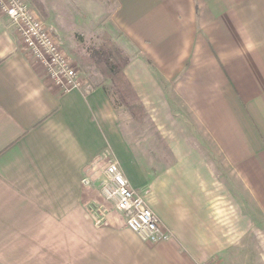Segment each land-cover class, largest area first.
<instances>
[{"label": "crops", "instance_id": "crops-1", "mask_svg": "<svg viewBox=\"0 0 264 264\" xmlns=\"http://www.w3.org/2000/svg\"><path fill=\"white\" fill-rule=\"evenodd\" d=\"M35 1L58 40L112 37L144 112L57 88L0 14V264H264V0ZM110 158L170 238L103 198Z\"/></svg>", "mask_w": 264, "mask_h": 264}, {"label": "built area", "instance_id": "built-area-1", "mask_svg": "<svg viewBox=\"0 0 264 264\" xmlns=\"http://www.w3.org/2000/svg\"><path fill=\"white\" fill-rule=\"evenodd\" d=\"M0 14L14 26L26 51L43 67L57 88L65 92L85 85L73 59L27 0H0ZM103 172L105 180L100 193L124 214L129 229L142 241L158 242L170 238V233L160 227L157 215L130 185L116 160L110 158Z\"/></svg>", "mask_w": 264, "mask_h": 264}, {"label": "rangeland", "instance_id": "rangeland-1", "mask_svg": "<svg viewBox=\"0 0 264 264\" xmlns=\"http://www.w3.org/2000/svg\"><path fill=\"white\" fill-rule=\"evenodd\" d=\"M29 2V4L31 5V7L36 11V13L39 15L40 19L42 21L43 18H45L44 13H42V11L38 8H35V4H37V2L34 0H27ZM32 1L34 4H32ZM59 0H54V2L52 0H45L46 4L49 3L50 5H52L53 9H52V19H54L53 21L57 22L58 20L62 21L63 17L62 14L61 16H59V10L61 9V11L63 10H67L68 8H65V5L62 6L60 5V2H58ZM67 5H69V3H66ZM58 8V9H57ZM57 12V16H53L55 15ZM65 13V12H64ZM2 17V16H0ZM62 17V18H61ZM65 23H68L67 19L64 21ZM65 30L68 31L67 29L72 28V25H67L64 26ZM66 31H64V34L60 37V40L56 39L58 41V43L65 49L66 52H68V50L72 53V55L68 54L70 56V58L73 59L77 69L79 70V73L81 75V78L83 79V81L85 80V84H90L92 85L93 83H98V84H102L104 87H107L109 84L108 79H106L101 72H99L98 67L95 66V64L90 63L88 61V59L86 60V56L88 54V50L93 49V48H97L98 44L101 43L102 39V34L99 35H94L91 37V35H86L88 34L87 31L85 32L84 35H80V33L78 32L79 35H76V40H68L65 37H69V32L66 33ZM76 34V33H75ZM92 34V33H91ZM86 35V36H85ZM77 51V52H76ZM74 58H73V57ZM88 82V83H87ZM111 98L114 101V105L118 106V102L115 100V96L111 90V86L110 88H107ZM122 128H123V124H122ZM128 137V140L130 142V144L132 145V147L135 150H141V151H145V152H154L157 153V151L159 150V143L156 140V137L153 135L147 136V135H142V139L141 142H135V138L133 137V134H130V132L128 131V134L126 135ZM106 150H110V148H105L103 151L105 152ZM102 156H104V154L102 153Z\"/></svg>", "mask_w": 264, "mask_h": 264}, {"label": "trees", "instance_id": "trees-1", "mask_svg": "<svg viewBox=\"0 0 264 264\" xmlns=\"http://www.w3.org/2000/svg\"><path fill=\"white\" fill-rule=\"evenodd\" d=\"M36 5L39 6V4ZM101 39L97 48L88 50L85 59L95 64L99 72L110 81L115 100L126 106L134 117L142 116L144 109L123 72L130 56L114 42L109 34L103 33Z\"/></svg>", "mask_w": 264, "mask_h": 264}]
</instances>
